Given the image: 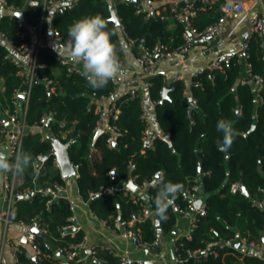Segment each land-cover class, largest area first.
I'll return each mask as SVG.
<instances>
[{"label": "trees", "instance_id": "1", "mask_svg": "<svg viewBox=\"0 0 264 264\" xmlns=\"http://www.w3.org/2000/svg\"><path fill=\"white\" fill-rule=\"evenodd\" d=\"M5 1L8 5L21 9L27 24H39L43 15L42 6H28L25 0ZM224 3L225 1L219 0L204 9H198L201 5H197L192 26L200 31L217 21ZM110 5L120 21L118 26L110 18ZM137 6L140 4L128 0H76L72 8L62 13L52 12L49 28L44 20V29L47 32L55 30L61 41L66 43L68 27L73 22L84 16L100 15L108 21V28L116 31L112 40L116 44L119 60L122 55L121 33L127 40L143 39L144 50L151 49L156 43L164 44L168 49L182 43V33L185 30L182 23L175 21L174 28L169 30L166 20H161L158 15L145 19V12L136 13ZM165 6L167 13L171 4ZM0 31L15 43L20 42L21 28L17 25L16 16H0ZM246 43L244 57L237 53L231 54L228 65L221 61V68H206L204 73L193 76L190 94L195 104L189 114L187 107L190 102L184 93L182 81L170 83L174 88L168 89L166 98H163L165 84L160 76L152 78L151 96L153 100L160 99V103L154 106L155 117L160 131L169 135L170 143L162 138L155 140L151 146L146 145L143 140L144 121L140 117L139 98L131 99L128 93L115 101L119 112L115 119L108 118L111 129L102 130L93 140L101 114L94 111L91 98L108 96L115 90V84L111 80L101 90L92 89L83 76L68 73L67 66L60 62L57 54L48 46L40 47L36 57V79L29 90L25 122L31 126L38 123L44 114L52 112L53 115L47 122L51 132L42 140L40 131L32 128L23 139L20 153H30L34 160L38 154H42L45 159L38 175L31 168L21 174L23 181L17 190L27 189L31 192L16 200L17 208L13 213L15 219L24 222H29L36 216L47 228L48 236L35 233L37 245L42 248L46 237L59 238V227L67 223L66 218L71 213L67 200L59 199L47 204L46 195L33 191L35 184L41 186L62 181L59 170L52 164L55 154L53 149L56 140L61 144L71 140L66 151L69 160L78 166V191L94 215L104 219L117 216L131 218L141 204L120 194L90 195L91 192L100 191L102 187L124 185L130 178L140 183L153 179L158 173L163 174L164 182L179 183L182 187L198 180L207 209L192 230L191 239L181 235L175 239L176 252L185 259L182 264H264L263 259L243 254L236 245L220 249L217 256L209 255L200 259H194L186 253L187 249L203 250L209 245L215 247V243L220 241L240 242L246 239L262 242L264 237V209L251 198L252 194L264 198V104L256 103L255 93L249 83L240 82L244 66L237 61H248L252 73H262L264 47L262 36L257 33L249 34ZM133 46L139 55L142 50L136 44ZM9 50L7 45L0 42V78L3 80L0 109L10 104L15 89L27 88L15 65L5 58ZM208 73L213 77L209 78ZM42 78L50 79L52 83L47 84ZM221 119L231 120L239 133L226 152L217 148V141L222 139V134L217 131V122ZM62 121L66 123L64 128L60 127ZM110 134L114 135L116 146L107 144L106 139ZM232 183H242L250 196L232 191ZM157 191V186L148 189L141 201L155 209L153 201ZM181 196L180 193L175 202L185 205ZM167 216L166 221H159V226L151 219L141 223L144 239L157 238L158 229L162 233L171 232L177 221L174 206L168 209ZM235 230L239 232L238 238ZM82 235L78 231L73 236L68 234L63 239L52 242L54 245L75 243ZM99 256L101 261L94 264H116L118 260V256L107 252H100ZM60 262L58 256H44L34 263L31 252L26 247H23L20 254V264H62Z\"/></svg>", "mask_w": 264, "mask_h": 264}, {"label": "built area", "instance_id": "2", "mask_svg": "<svg viewBox=\"0 0 264 264\" xmlns=\"http://www.w3.org/2000/svg\"><path fill=\"white\" fill-rule=\"evenodd\" d=\"M218 0H180L177 4L171 5L167 13H161L154 11L153 8L146 6V4L139 3L140 6H137L136 13L145 12L144 18L147 19L153 15H158L161 20L172 19L174 21L180 22L184 25L185 30L182 33V43L176 46L173 49H168V47L161 43H156L149 50H144L143 39L130 40L128 43L131 45L136 44L141 53L137 56L136 61L142 67L143 71L151 74L154 73L157 64L158 57L170 58L176 55H182L188 53L192 49L193 40L198 37H215L223 33L225 29V23L229 17L233 14L239 13L244 10L243 0H226L225 3L221 6L222 14L219 19L207 26L202 30L197 31L192 26V18L195 16L197 5L201 6H211ZM76 0H25L26 5L28 6H42L43 15L38 25L27 24L25 20L20 19L15 15L16 12L21 11V9L15 7L14 5H8L5 0H0V8L4 9L16 16L17 25L21 28L19 38L20 42L15 43V41L7 35L0 31V42L4 43L9 47V51L6 53L5 58L8 59L11 63L17 68V73L23 78L24 84H26L25 89L17 88L13 92L10 104L7 107H3L0 110V145H6L9 149L8 156L10 162H14L17 154L21 152L22 142L30 129H38L40 131L41 139L43 140L47 135H50L51 129L47 126L48 120L52 117L53 113L44 114L38 123H34L29 126L25 122V114L28 106V98L30 93V87L36 79V66H37V53L40 47L46 46L43 42V39L51 35L55 40L62 42L60 36L55 30L46 31L44 29V20L48 12L56 11L59 13L64 12L67 9L72 8L75 5ZM22 12V11H21ZM264 30V19L254 14L251 17V23L247 31V36L244 38L243 42L240 45L239 56L244 57L246 55L247 43L246 39L249 34L257 33L262 35ZM63 43V42H62ZM66 46V43H63ZM264 47V44H262ZM29 54L30 58L27 62L20 60L19 55ZM57 58L60 62L67 66L68 73H75L83 76L81 74V67L78 66L75 62H71L69 59L57 55ZM231 59V54L227 53L221 56L217 61H214L211 65L207 67H197L193 76L197 74H202L205 72V69L209 70L221 68V61H224L225 65H228ZM264 61V54L262 56ZM238 63H241L245 68V76L240 79L241 83H249L255 93V100L257 104H264V67L262 73H252L251 64L248 61H243L238 59ZM121 68L124 67L123 62L120 60ZM207 76L212 78V74L208 73ZM47 84L52 83V80L42 78ZM181 80V75H175L170 83L174 81ZM114 84H117L118 79L115 78L112 80ZM167 89L172 90L174 88L173 84H170ZM53 90V88H50ZM131 99H134L139 96L136 88H130L127 92ZM190 104L187 107V112L189 114L190 109H192L195 104L193 98H189ZM160 103V99L153 100L152 105L155 106ZM141 114L140 117L144 121L143 129V140L146 145H153L154 141L157 139H162L164 134L160 131L153 130L151 127L150 116H151V107L149 104L142 102L140 103ZM109 117L115 119L118 115V108L116 105L112 104L109 107L108 111ZM102 115L98 121L97 128H100V122ZM60 127H66V123L62 121ZM116 129V127H112ZM68 132V130L66 129ZM64 133V131H63ZM107 144H112L114 142V135H108ZM71 142L63 143L65 148ZM45 156L38 154L35 158V161L38 163V167L35 169L36 175L41 173L43 169ZM52 164L59 170L60 176L62 178L61 182H53L49 184H44L38 186L35 184L33 191H38L48 197L47 204L52 203L53 201L59 199H65L69 202L70 206V215L66 218L67 223L59 227L60 237L59 238H44L43 247L40 248L35 241V233L30 229L24 233L23 237H20L13 241L11 249V257L13 264H20V254L22 253L24 247V241L30 249L31 255L37 258V261L44 258L52 257H63L64 261L69 264H94L95 262L101 261L99 256L100 252H107L112 255L118 256L116 264H145V261L140 258H132L128 254L118 253L116 248L107 243H100L97 245H88L87 238L85 235H82V238L75 243H64L61 245H54L52 241L61 240L66 235L70 234L73 236L75 233L81 230L80 225L76 221V207L72 201L70 191L68 189L67 179L73 177L76 179L78 174V166L70 161V165L74 170L73 175L69 177H64L60 172V163L58 155L55 153L52 159ZM163 179V174L158 173L153 179L143 180L140 183H136L134 178H130L124 185H119L117 187L107 186L102 187L100 191L91 192V196H97L99 193H108L110 195L120 194L122 197L129 199L135 203L141 202L140 207L132 214L131 218H122L121 216L113 217L110 219L100 218L92 213L95 221L102 227L111 229L121 235L125 240L130 241L133 247L140 251H146L149 254L147 261L152 262L153 264L160 260L161 253V242L157 233V238L152 240H146L143 237L142 229L140 224L144 221L151 219L156 221L158 218L155 216V209L149 207L145 202L141 201L143 194L148 192V189L155 188L157 182ZM3 185L4 192L2 194V207L0 209V221L3 225V235L0 239V264H2V255L6 237V230L10 223L17 222L18 224L28 225L30 228L35 225L44 236H48L47 228L38 220V217H33L29 222H24L22 220H17L14 218V211L16 210V200L17 196H26L30 190L24 189L18 191L17 188L22 184V176L19 173L9 172L3 176ZM129 183H133L135 189H132L129 186ZM181 201L185 202V205H182L180 202L174 203V209L178 218L186 215L187 212L191 214L188 217V224L185 231L182 234H179L186 239H191L192 230L196 227L197 222L201 216L206 214L207 204L204 200V195L201 191V186L198 180H194L191 183L186 184L182 187L181 192ZM201 199V203L198 208H195V201ZM264 203V201H263ZM176 221V223H177ZM178 235V236H179ZM249 247L252 248H261L263 250V255L261 259L264 260V241H247L246 243ZM234 240L229 241H220L215 243V247L209 245L203 250L200 249H187L186 253L188 256L193 257L194 259L205 258L209 255L217 256L220 249H223L226 246H234ZM173 259L177 264H182L185 259L176 252L174 247ZM61 263V262H60Z\"/></svg>", "mask_w": 264, "mask_h": 264}, {"label": "crops", "instance_id": "3", "mask_svg": "<svg viewBox=\"0 0 264 264\" xmlns=\"http://www.w3.org/2000/svg\"><path fill=\"white\" fill-rule=\"evenodd\" d=\"M180 0H140V3L146 4V6L153 8L156 12L165 13V5L166 4H177ZM219 1V0H218ZM217 1V2H218ZM226 1V0H223ZM215 2V3H217ZM244 2V10L233 14L229 17L225 23V29L223 33L219 36L215 37H198L193 40L192 49L185 54L172 56L170 58L166 57H158L157 68L154 73L148 74L143 71L142 67L137 63L136 58L138 51L134 49V46L128 43L127 38L123 33L120 34V46L122 48V55L120 60L123 62L124 67L121 68V71L117 75L118 82L115 84V90L109 94L108 96L91 98V102L94 104V111L98 112L102 115V119L100 122V129H111L108 125V111L109 107L114 104L115 101L124 94H127L130 88H136L139 94V102H145L151 107V116L150 122L153 130L160 131V128L157 124V120L155 117V109L152 105L153 98L150 93V86L152 82V78L156 76H160L163 84H165V88H168V84L174 78L175 75H181V80L184 83V93L188 98H192L190 94V86L192 84L193 74L197 67L203 66L207 67L211 65L214 61H217L224 54H236L239 52V48L241 43L244 40V34L247 33L248 28L251 23V17L254 14L261 16L264 19V0H243ZM213 5V4H212ZM207 6H200L198 9H204ZM114 9V8H113ZM197 9V10H198ZM196 10V13H197ZM115 11V9H114ZM195 13V15H196ZM4 14H9L8 11L0 8V16ZM52 11L48 12L45 16V22L47 24V28L50 22ZM195 17V16H194ZM167 28L172 30L175 25V21L172 19H167ZM51 30V29H50ZM262 43L264 44V30L262 32ZM43 42L48 46L52 51H54L57 55L65 57L69 59L66 53L63 51L65 45L62 42L55 40L51 35L46 36L43 39ZM20 60L23 62H27L30 58L29 54L19 55ZM70 60V59H69ZM71 62H75L70 60ZM78 66L81 65L75 62ZM245 76V68L243 77ZM0 89H3V80L0 78ZM253 90V88H252ZM254 91V90H253ZM119 112V107L116 105ZM1 110V109H0ZM161 132V131H160ZM60 142L56 140L54 146V153L58 155V151L60 148ZM201 169L199 167L198 172ZM3 176L4 174H0V209L3 205L2 203V194L4 192L3 185ZM264 176V172H263ZM198 179L197 177H195ZM68 189L70 191L72 201L76 207V221L81 227V232L87 238L88 245H97L100 243H107L113 245L118 253L128 254L132 258H140L144 261H147L149 254L146 251H140L133 247L130 241L125 240L121 235L117 232L102 227L95 221L92 216V212L88 207V203L82 199L79 194L76 179L73 177H69L67 179ZM240 185H242L248 194H245L242 189H240ZM232 191H239L246 196H250L249 191L242 183H232L231 184ZM262 193V189H260ZM145 196V194H143ZM251 198L255 201L259 207L264 209V198L258 197L256 194H252ZM191 213L187 212L186 215H183L178 218V221L171 232L162 233L161 230L158 229V236L161 242V253L162 256L159 261L154 264H177L173 259L174 252V242L179 234H182L188 224V217ZM30 229L28 225L18 224L17 222L10 223L6 230L7 240L4 244L3 255H2V264H13L11 257V249L12 243L14 240L23 237L24 233ZM236 231V237H239L238 230ZM3 225L0 221V239L3 235ZM24 241V239L22 238ZM264 237L262 238V241ZM29 252L30 249L26 245L25 241L23 242ZM237 248H240L243 254L247 255H255L259 258L263 255V250L261 248H252L249 247L246 243V239H242L240 242L234 240ZM33 257V256H32ZM62 264H67L63 257H59Z\"/></svg>", "mask_w": 264, "mask_h": 264}, {"label": "clouds", "instance_id": "4", "mask_svg": "<svg viewBox=\"0 0 264 264\" xmlns=\"http://www.w3.org/2000/svg\"><path fill=\"white\" fill-rule=\"evenodd\" d=\"M115 34L116 31L110 30L108 21L100 15L84 16L68 27V40L63 51L70 60L81 65V74L92 89L105 88L121 71L116 44L112 40ZM217 131L222 134V139L217 141V148L226 152L239 133L232 121L226 119L217 122ZM8 151L6 145H0V174H23L29 168L35 170L38 167V163L27 152L17 154L15 161L10 162ZM157 188L153 201L154 214L158 221H166L168 209L174 206L182 192V185L161 179L157 182Z\"/></svg>", "mask_w": 264, "mask_h": 264}, {"label": "water", "instance_id": "5", "mask_svg": "<svg viewBox=\"0 0 264 264\" xmlns=\"http://www.w3.org/2000/svg\"><path fill=\"white\" fill-rule=\"evenodd\" d=\"M128 1H130V2H132V3H134V4H138V3H139V0H128ZM110 13H111L110 18H111V20L114 22V24L117 25V26L120 25V21H119L118 17L116 16L115 11H114L112 5H110ZM15 15L18 16L20 19L24 20V15H23V13H22L21 11L16 12ZM246 36H247V33L244 34V37H245V38H246ZM34 82H35V81H34ZM167 92H168V89L165 88V89L163 90V93H162V97H163V98H166V96H167ZM190 100H191V98H190ZM101 132H102V129L98 128L97 131H96V133H95V136H94L93 140H95L96 137H97ZM163 139H164L165 141H167L168 143H170V137H169V135H164ZM112 144H113L114 146H116V142H113ZM58 159H59V163H60V172H61V175L64 176V177H69V176L73 175L74 170H73V168H72L71 165H70V160H69V158H68L66 148H65V146H64L63 144H60V148H59V151H58ZM129 186H130L132 189H135V186L133 185V183H129ZM239 187H240V189L243 190V192H244L245 194H248L247 191L245 190V188H244L242 185H240ZM21 197H22V196L19 195V196H17V199H19V198H21ZM200 203H201V199H197V200L195 201V203H194L195 208H198L199 205H200ZM155 224H156V226H159V221H158V219L155 221ZM30 230H31L32 232H34V233L38 232V229L35 227V225L32 226V227L30 228ZM24 241H25V239H24ZM263 241H264V240H263ZM236 246H239V244H237ZM32 260H33L34 263L37 262V258H36L35 256L32 257ZM145 264H153V263L150 262V261H145Z\"/></svg>", "mask_w": 264, "mask_h": 264}]
</instances>
